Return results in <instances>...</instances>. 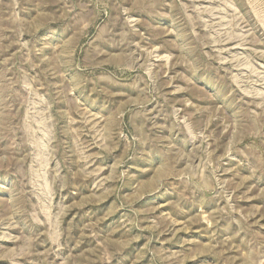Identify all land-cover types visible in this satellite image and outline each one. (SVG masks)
<instances>
[{
  "label": "rangeland",
  "instance_id": "374dc122",
  "mask_svg": "<svg viewBox=\"0 0 264 264\" xmlns=\"http://www.w3.org/2000/svg\"><path fill=\"white\" fill-rule=\"evenodd\" d=\"M0 264H264V0H0Z\"/></svg>",
  "mask_w": 264,
  "mask_h": 264
}]
</instances>
